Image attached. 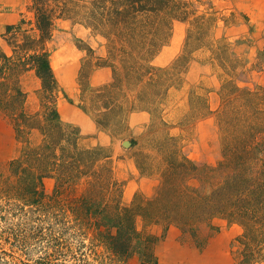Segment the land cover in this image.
Listing matches in <instances>:
<instances>
[{
  "label": "trees",
  "instance_id": "16d2710c",
  "mask_svg": "<svg viewBox=\"0 0 264 264\" xmlns=\"http://www.w3.org/2000/svg\"><path fill=\"white\" fill-rule=\"evenodd\" d=\"M29 9L31 16L23 14L3 33L10 50L0 41V109L10 117L17 139L23 142L20 154L10 161L11 175L5 185L25 203L36 204L34 221L41 223L32 224L33 228L43 229L42 223L50 221L51 235L58 232L55 238L62 244L66 232L77 225L79 229L89 226L98 230L113 253L128 257L142 246L138 216L184 229H195L218 217L242 227L237 236V264L264 262V87H241L236 70L244 65L242 60L232 56L223 41L205 42L211 18L193 16L188 0H31ZM60 19L82 24L105 39L106 55H96L89 46L88 64L93 69L111 67L113 80L95 88L90 101L83 104L101 128H109L112 121H121L134 109L147 108L153 114L159 110L162 102L157 97L164 98L167 88L175 84L177 61L182 60L161 67L153 59L169 42L176 20L193 23L187 44L193 39V51L209 48L207 61H217L225 71L218 112L225 149L219 164L199 165L182 155L173 142L165 151L166 167L156 195L147 200L136 196L131 204H124V182L114 175L112 149L83 143L80 127L64 123L58 111L59 81L49 42ZM30 70L41 79L36 110L30 109L22 85L23 75ZM196 100L204 108L202 116L212 113L208 97L193 92L192 104ZM170 137L158 144L163 147ZM140 168L144 173L150 169L141 164ZM47 177L56 179L51 195L45 191ZM83 181L86 187L80 196L62 197L69 187ZM54 203L61 205L62 215L53 214ZM49 204L51 209L46 208ZM66 205H71L73 225L64 213ZM44 209L53 214L54 222L50 215L42 218L38 214ZM28 239L26 234L20 243L28 245Z\"/></svg>",
  "mask_w": 264,
  "mask_h": 264
},
{
  "label": "rangeland",
  "instance_id": "374dc122",
  "mask_svg": "<svg viewBox=\"0 0 264 264\" xmlns=\"http://www.w3.org/2000/svg\"><path fill=\"white\" fill-rule=\"evenodd\" d=\"M5 1L8 0H0V6ZM188 1L195 11L193 16L211 18L206 26L205 42L223 41L228 44L229 53L242 60L244 65L236 70L238 84L250 89L264 87V0ZM30 3L31 0H23L15 5L16 10L20 9L16 14L0 10V41L7 49L9 46L3 37L7 25L18 23L23 14L31 16ZM9 9H13V5ZM193 28L188 20H176L169 42L153 59L152 63L161 67L182 60L177 61L180 66L175 84L167 88L164 98L157 97L162 102L159 110L153 114L147 108L134 109L121 121H112L109 128L99 127L93 114L83 108L95 88L113 80L111 67L93 69L88 64L89 46L95 49L96 55H106L105 39L93 35L82 24L60 19L49 42L51 62L59 81L56 105L61 119L80 127L83 143L112 149L114 175L124 182V204H131L136 196L147 200L156 195L166 167L165 151L173 142L182 155L199 165L215 167L224 158L225 131L218 112L221 74L225 71L217 61H207L211 55L209 48L193 51V39L187 44ZM22 85L28 92L30 109L36 110L40 103L41 79L30 70L23 75ZM193 92L208 97L212 113L201 115L204 108L197 100L198 107L192 104ZM131 93L135 96L134 91ZM167 136H171L170 139H165L163 147L160 146L158 142ZM125 140L130 144L125 145ZM22 147L23 142L17 139L10 117L0 109V204L3 207L0 211V264H237L240 251L237 236L242 227L218 217L198 224L195 229H184L177 224L148 222L138 216L136 225L142 232V246L128 257L113 253L98 230L89 226L79 229L77 225L65 233V243L62 238V244H57L58 232L51 235L50 221L42 223L43 229L33 228L32 224L41 223L34 221L36 204L25 203L6 188L5 181L11 175L10 161L20 154ZM140 164L150 168L148 173L142 172ZM44 181L46 193L53 194L56 179L47 177ZM85 187L84 181L71 186L62 197L72 200L80 196ZM70 206L66 205L64 213L71 220L69 225H73ZM46 208L51 209V204ZM53 208L56 212L53 214L62 215L61 205L54 203ZM38 214L42 218L50 215L51 220H55L47 209L39 210ZM26 234L28 245H23L20 242Z\"/></svg>",
  "mask_w": 264,
  "mask_h": 264
},
{
  "label": "crops",
  "instance_id": "0c3cea01",
  "mask_svg": "<svg viewBox=\"0 0 264 264\" xmlns=\"http://www.w3.org/2000/svg\"><path fill=\"white\" fill-rule=\"evenodd\" d=\"M23 0H13V1H5V3L3 5H1L0 7H2L0 10H3L5 12H9V13H19L20 9L16 10L15 5L18 6L20 3H22ZM13 5V9H9V7ZM7 7V8H6Z\"/></svg>",
  "mask_w": 264,
  "mask_h": 264
},
{
  "label": "water",
  "instance_id": "95a60500",
  "mask_svg": "<svg viewBox=\"0 0 264 264\" xmlns=\"http://www.w3.org/2000/svg\"><path fill=\"white\" fill-rule=\"evenodd\" d=\"M124 144L125 145H129L130 144V141L129 140H125Z\"/></svg>",
  "mask_w": 264,
  "mask_h": 264
}]
</instances>
